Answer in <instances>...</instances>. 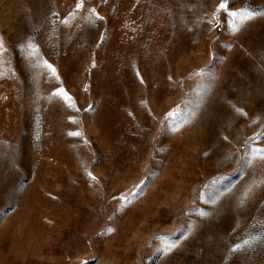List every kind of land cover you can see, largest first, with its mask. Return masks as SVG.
<instances>
[{"label": "rangeland", "instance_id": "rangeland-1", "mask_svg": "<svg viewBox=\"0 0 264 264\" xmlns=\"http://www.w3.org/2000/svg\"><path fill=\"white\" fill-rule=\"evenodd\" d=\"M227 2L0 0V264H264V0Z\"/></svg>", "mask_w": 264, "mask_h": 264}, {"label": "snow or ice", "instance_id": "snow-or-ice-1", "mask_svg": "<svg viewBox=\"0 0 264 264\" xmlns=\"http://www.w3.org/2000/svg\"><path fill=\"white\" fill-rule=\"evenodd\" d=\"M82 7V3H78L77 4V8H80ZM219 9L220 10H223V11H228V2L227 0H221V3L219 5ZM229 15H231L232 17H237V16H240L241 19H249L251 18V15H254V14H249L247 12H229ZM49 68H51V65H47ZM53 72H55L54 69H52ZM58 95H65V98L66 99H70L69 97L66 96V94L63 93V90H58ZM239 111V110H238ZM261 158H264V156H262Z\"/></svg>", "mask_w": 264, "mask_h": 264}]
</instances>
